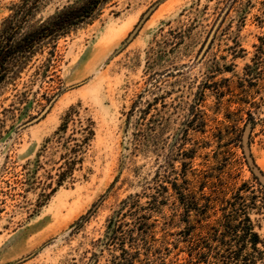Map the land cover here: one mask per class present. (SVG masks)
<instances>
[{
    "label": "rangeland",
    "instance_id": "obj_1",
    "mask_svg": "<svg viewBox=\"0 0 264 264\" xmlns=\"http://www.w3.org/2000/svg\"><path fill=\"white\" fill-rule=\"evenodd\" d=\"M19 1L0 0V27ZM76 1L50 0L34 23ZM139 95L141 106L159 98L165 127L154 149L136 127ZM71 108L80 117L66 137L78 118L92 120L95 136L72 177L42 197L58 179L55 132ZM0 119V264H84L107 219L163 173L181 136L194 168L255 191L262 208L251 218L264 239L254 178L264 184V0H112L1 93ZM246 133L259 177L243 152Z\"/></svg>",
    "mask_w": 264,
    "mask_h": 264
},
{
    "label": "trees",
    "instance_id": "obj_2",
    "mask_svg": "<svg viewBox=\"0 0 264 264\" xmlns=\"http://www.w3.org/2000/svg\"><path fill=\"white\" fill-rule=\"evenodd\" d=\"M49 1L20 0L2 22L0 95L15 85L37 56L48 51L54 57L60 39L95 21L112 2L77 0L34 23ZM161 59L154 53V64ZM247 69L254 71L255 67ZM23 100L20 98L19 103ZM142 102L143 95H139L133 106L138 116L136 127L144 144L154 149L165 127L157 108L159 98L145 106ZM9 112L4 109L1 114ZM77 117L79 112L71 108L55 132L64 152L59 158L55 187L50 184L51 193L42 197L50 196L72 177L95 136L92 120L84 123L78 118L79 127L66 137L69 124ZM3 125L0 119V136ZM182 137L176 139L177 153L168 158L163 173L157 172L143 193L125 198L107 219L103 237L92 242L84 264H99L101 258H105V264H264V239L251 218L253 210L262 208L256 203L255 191L248 185L235 188L224 183L212 166L206 170L194 168L195 155L186 156L190 150L185 149ZM177 159L180 168L175 167ZM254 178L264 190V184ZM169 205L173 207L171 216L164 213ZM176 218L181 227L176 226Z\"/></svg>",
    "mask_w": 264,
    "mask_h": 264
},
{
    "label": "water",
    "instance_id": "obj_3",
    "mask_svg": "<svg viewBox=\"0 0 264 264\" xmlns=\"http://www.w3.org/2000/svg\"><path fill=\"white\" fill-rule=\"evenodd\" d=\"M243 152H244L248 166L250 167L252 172L259 177L261 174H260L257 166L255 165L254 160L250 154L249 145H248V134L247 133L244 135Z\"/></svg>",
    "mask_w": 264,
    "mask_h": 264
}]
</instances>
